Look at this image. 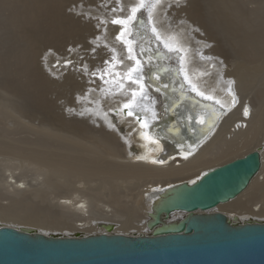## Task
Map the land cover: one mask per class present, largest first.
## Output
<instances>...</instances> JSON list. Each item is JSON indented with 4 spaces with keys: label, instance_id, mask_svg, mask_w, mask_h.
Listing matches in <instances>:
<instances>
[{
    "label": "bare ground",
    "instance_id": "1",
    "mask_svg": "<svg viewBox=\"0 0 264 264\" xmlns=\"http://www.w3.org/2000/svg\"><path fill=\"white\" fill-rule=\"evenodd\" d=\"M128 1L0 0V127L4 134L18 136L6 137L0 130V156L11 155L23 163L22 179L13 170L8 178L0 175V226L32 228L48 235L58 231L63 236L145 234L149 202L161 190L183 181L193 182L201 173L251 151H258L261 157L258 173L236 199L214 211L235 217L240 223L264 221V0H189L187 6L161 8L155 16L162 34L170 35L174 45L182 46L183 67L192 81L220 101L215 104L219 115L211 131L199 127L202 140L182 148L175 140L186 136L180 129L184 123L178 120L189 115L205 116L194 102L183 99L173 103L180 96L172 89L167 100L153 93L166 106L175 104V108L167 120L170 110L160 109L163 115L157 128L161 129L156 128L154 135L163 139L159 144L151 143L140 136L132 118L114 114L127 99L124 92L114 84L104 86L98 79L100 75H88L104 66L94 65L100 55L103 60L115 55L106 46L110 35L106 33L116 32L118 27L107 26L106 21L112 20L107 14L114 8L116 12L127 7L129 10L137 2ZM72 4L76 7L74 14L67 12ZM100 9L106 10L103 18L95 16V10ZM182 16L180 27H173L171 22ZM143 18L147 20L146 13ZM197 26L205 38L216 42L206 40L212 44L208 55L219 58L222 54L226 61L219 62L220 70L215 72L220 81L211 75L216 71L213 66L210 65L211 72H205L209 68L207 56L187 46L192 43L187 42V33L201 35L195 31ZM150 29L151 24H137L135 29L130 28L135 35L129 37L126 33L125 38L135 41L137 52L140 48L156 50ZM194 33L191 37L198 43L201 37ZM92 34L100 39L107 37L104 42H96L100 43L95 49L99 57L89 60V56L85 59L83 52L72 48L85 45ZM111 42L121 49L124 59V44L113 38ZM169 55L167 66H180L175 55ZM87 63L91 70H85ZM131 63L124 59L123 65L114 68L106 64L104 68L112 73L106 80L114 79L116 71L123 74ZM21 72L23 82L17 76H22ZM13 73L19 79H12ZM229 80L235 81L234 105L227 91ZM111 86L116 87L110 89ZM103 87L108 91L93 97L91 93L95 92L91 90ZM195 97L194 94L190 99ZM96 99L106 101L112 111L108 118L100 108L99 113L95 111ZM245 106L250 108L249 116L244 115ZM12 115L17 122L12 128L6 127L7 117ZM112 123L117 128L111 127ZM21 133L23 137H19ZM154 160L164 163H153ZM181 216L174 214L173 219ZM106 225L113 227L107 231Z\"/></svg>",
    "mask_w": 264,
    "mask_h": 264
},
{
    "label": "water",
    "instance_id": "2",
    "mask_svg": "<svg viewBox=\"0 0 264 264\" xmlns=\"http://www.w3.org/2000/svg\"><path fill=\"white\" fill-rule=\"evenodd\" d=\"M148 51L149 55L155 52ZM164 60L154 59L153 67L171 69L165 65L170 61ZM161 76L175 88L181 79L171 72H161ZM169 108L166 120L175 107ZM260 166L259 152L251 151L201 173L195 183L183 181L164 188L149 202L145 234L138 236L48 235L32 228L0 226V264H264V221L240 223L214 211L236 199ZM174 214L182 216L173 219ZM112 227L106 225L105 230Z\"/></svg>",
    "mask_w": 264,
    "mask_h": 264
},
{
    "label": "snow or ice",
    "instance_id": "3",
    "mask_svg": "<svg viewBox=\"0 0 264 264\" xmlns=\"http://www.w3.org/2000/svg\"><path fill=\"white\" fill-rule=\"evenodd\" d=\"M120 0H117L119 3ZM189 0H168L167 5L165 0H137L130 9L127 15L123 17H115L111 20L113 25L120 26L119 32L116 35V39L121 41L126 49L127 56L124 58L127 61L132 63L127 66L126 71L121 74L119 71L115 72L114 79L106 80L105 75L111 76L112 73L108 69H105L101 75L100 79L105 84H114L117 85L118 90L124 92L127 96L120 106L114 110L115 115H124L126 118H132L133 121L139 127L140 136L148 140L151 143L159 144L163 137H160L158 134L154 135V130L158 127L159 122L162 119V114L160 109H163V112L169 111V106H166L164 101L159 100L153 93H158L164 96L165 100L168 98L167 90L170 85L167 82H164L161 72L168 73L171 72L176 78L181 76L183 73L182 79L179 82V89H176L172 86V91H179L181 100L190 99V94H195L196 96L201 97L204 101L209 103H204L201 107L209 112V115L202 116L198 115L193 117L189 115L187 120L191 121L195 119V122L202 125L204 129L211 131V128L214 126L213 120L216 116V110L213 107L214 104H220V101L214 96L208 95L204 91H201L196 83L192 81L188 71L183 67L185 61V55L183 54L182 46L174 45L171 40L170 35H164L157 27L155 23V16L159 14L161 8H171L172 6L180 7L187 6ZM116 9L114 8L113 11ZM124 9L121 8V11ZM147 15V20H145L144 14ZM145 26L146 24H151V41H154L156 44V50L152 55H146V50L140 48L137 52L135 47V41L133 39L125 38L127 33L129 37L135 35L131 29H135L136 25ZM161 49H166L167 52L162 51ZM95 51V49H93ZM112 52L115 53L116 49L113 48ZM169 54L175 55L176 60L179 62L178 67L174 68H164L159 65L153 67V60H162V59H171ZM202 55V54H201ZM124 59L117 60V56L113 55L110 60H106L104 63L109 64L111 67H115L116 63L121 65L124 64ZM67 63H71L68 61ZM85 70H87V65H85ZM95 76L96 73H93ZM151 82V83H150ZM177 81H173V85ZM227 91L233 96V105L237 102L236 95L233 89L235 84L234 80H229ZM127 85V88H126ZM101 91H108L106 89H101ZM130 93V95H129ZM189 93V95H186ZM175 106V104H173ZM223 107V105H221ZM244 115H250V108L244 107ZM105 118H108V113H104ZM111 127L117 128L116 123H112ZM119 130V129H117ZM136 131V129H133ZM191 147V146H190ZM163 147H160V151H163ZM187 158V154L185 155ZM138 159H143V157H138ZM153 163H164L163 160L153 161ZM195 183V181H193Z\"/></svg>",
    "mask_w": 264,
    "mask_h": 264
},
{
    "label": "rangeland",
    "instance_id": "4",
    "mask_svg": "<svg viewBox=\"0 0 264 264\" xmlns=\"http://www.w3.org/2000/svg\"><path fill=\"white\" fill-rule=\"evenodd\" d=\"M82 1V0H81ZM128 1V0H127ZM130 1V0H129ZM128 1V2H129ZM242 1V0H241ZM128 2H127V5H128ZM78 3H82V2H78ZM130 3H131V1H130ZM246 3V2H245ZM172 7H174V6H172ZM176 7V6H175ZM75 8L76 7H74V4H72L70 7H69V9L67 10V12H69V13H73V12H75L76 13V11H75ZM102 9H103V7H101ZM178 8V7H177ZM102 9H100V10H95L96 12H98V13H96L95 14V16H97V17H101V18H103V17H105L106 16V10L105 11H103ZM92 11L94 12V9H92ZM128 7L125 9V11L123 10V11H117L118 13H120V14H118L116 11V13L114 12V11H112L110 14H107V17L109 16V18H110V20L111 19H113V17L115 18V17H118V16H120V17H123V16H125L126 14H128ZM74 14V13H73ZM93 14V13H92ZM183 19V16L179 19V20H176V21H173V22H171V23H173L174 24V26L173 27H180V20H182ZM106 22H108L107 23V26H109V25H111V27L113 28H117L118 27V29L116 30V32L115 31H113V30H111V31H108L106 34H110L109 35V39H108V45H106L107 47H109V48H111V49H113V48H115L116 49V52H115V55L117 56V60L119 61V60H121V56H122V52H121V49H118V47H116L112 42H111V39L113 38V39H116L115 37H116V35L118 34V32H119V29H120V26H118V25H113L111 22L109 23V20L108 21H106ZM168 23H169V21H168ZM171 23H169L170 24V26H172L173 24H171ZM179 25V26H178ZM110 27V28H111ZM198 27L199 26H197V27H194V28H196L195 29V31L197 32V33H201V35H199V34H196V33H194V32H190L189 34L187 33L186 35H187V38L186 39H188L187 40V42H189V41H191L192 43L190 44V43H188V47L194 52H198V54H202V55H204V56H207L206 57V60L207 61H205V62H207L206 63V67H208V65H209V68H208V70L207 71H205V72H211L210 71V69H212V68H210V65L211 66H213L214 67V69L216 70V71H213V72H211V75L212 74H214V75H212V76H215L216 78H218L217 76H218V74L217 73H215V72H218L219 70H220V63L219 62H223L224 63V57L222 56V54H221V56L218 58V57H212V56H209L208 55V50H209V48H211L212 47V44L211 43H209V42H207L206 40L208 39V40H210L211 42H213L211 39H209V37H207V38H205V36L203 35V30L201 31V28L199 27V29H200V31H199V29H198ZM166 33V32H165ZM193 33L194 34H196V36L198 35V36H200L201 37V39H197L198 40V43L194 40V38L193 37H191L192 35H193ZM116 34V35H115ZM94 34H92V36H90L88 39H87V41H86V43H85V45L84 44H76V46H73V48H72V50H75V49H78V51L80 52V54L82 53V55L84 56V58L86 59V58H88V57H86V56H89V60L90 59H95L96 57L98 58L99 57V54L96 56L95 55V52L96 51H93V49H96V50H98V48L96 47V45L97 44H100L101 43V41L103 40V42L104 41H106V37H107V35L105 36V37H101V39L100 38H97L96 36V38L93 36ZM113 36H115V37H113ZM190 37H191V39H190ZM91 38V39H90ZM105 38V39H104ZM97 39H99V40H97ZM93 40V41H92ZM101 40V41H100ZM205 41V42H204ZM88 42V43H87ZM96 42H100V43H96ZM200 42V43H199ZM202 43V44H201ZM213 43H215L216 44V42H213ZM88 44V45H87ZM93 44H94V46H93ZM75 45V44H74ZM81 45H83V46H81ZM192 45V46H191ZM197 45V46H196ZM198 45H202L203 46V49L200 47V46H198ZM85 46V47H84ZM88 46H91V48H89ZM184 46V45H183ZM191 46V47H190ZM193 46H194V48H193ZM205 46V47H204ZM211 46V47H210ZM83 47V48H82ZM199 47H200V50H202V51H200L199 50ZM80 48H81V50H80ZM85 48V49H84ZM88 48L90 49V50H88ZM184 48H186L185 46H184ZM208 48V49H207ZM66 49V48H65ZM68 49H69V47L66 49L67 50V52H69L68 51ZM200 52H199V51ZM211 50V49H210ZM148 50H146V55H148L150 52L148 51ZM86 54H85V53ZM98 52V51H97ZM202 52V53H201ZM87 53H89V55L87 54ZM94 54V55H93ZM183 54H184V52H183ZM195 54V53H194ZM94 56V57H92V56ZM96 56V57H95ZM202 57V56H201ZM49 58V57H48ZM48 58H47V61H48ZM215 58V59H214ZM84 59V60H85ZM102 61V62H100V60ZM99 59H95V60H98V62L97 63H95L94 62V65H99L100 63H101V65H104V66H101V68L99 67V68H97V70L96 69H93L92 71H89L90 73L88 74V75H93V73H96V75H101V72H102V70L104 71L106 68H104V67H107V65L104 63L106 60H110V58H107V59H104L103 60V58H102V56L100 55V58ZM217 59V60H216ZM210 61V62H209ZM230 61V60H229ZM226 62V61H225ZM209 63V64H208ZM213 63V64H212ZM117 64H119V63H116L115 64V66L117 65ZM106 65V66H105ZM109 66V65H108ZM87 67L89 68V70H91V68L88 66V63H87ZM82 68H83V65H82ZM99 69H100V71H99ZM108 69V68H107ZM219 69V70H218ZM110 70V69H109ZM98 71V72H97ZM20 73V72H19ZM19 73H17V76L19 77L20 76V79L17 77V76H15L14 75V73H13V75L15 76H12L13 78L12 79H14V78H18L21 82H23V80H21L22 78H23V73H22V76L19 74ZM86 74V75H87ZM95 75V76H96ZM94 76V75H93ZM100 77V76H99ZM106 77H109L108 75H105V79H106ZM98 78V77H97ZM112 78H116L115 77V75H113L112 76ZM99 80H101L100 78H98ZM217 80H219L220 81V79L218 78ZM102 81V80H101ZM103 82V81H102ZM103 84H104V86H106V85H108V84H105L104 82H103ZM111 84V83H110ZM117 86V85H116ZM116 86H111L110 87V89H113L114 87H116ZM107 88H109V87H107ZM102 89H105V87H103ZM97 90L98 89H94V90H91V92L93 91V92H95V93H91L92 95L93 94H101V92L102 93H104V91H101V90H98V92H97ZM90 94V93H89ZM88 94V95H89ZM75 97H78V95L77 96H75ZM93 97H94V95H93ZM99 98V97H98ZM87 101V100H86ZM98 99H96V106H97V110H95V111H97L98 113L100 112V110H99V108L101 109V112L104 114V112H106V113H108V116L110 115L109 113H112V111L107 107V104L103 101V102H101L100 103V101H98ZM76 102H78L77 100H76ZM77 104V103H76ZM118 104V103H117ZM17 107V106H16ZM103 109V110H102ZM15 115H17V116H19L18 114H15ZM15 115H12V116H10V117H7V120L8 119H10V120H6V122L8 123L7 125H6V127H9V128H12L13 127V125H15V123L17 122H15V119H14V116ZM114 116V115H113ZM16 117V116H15ZM14 119V121L13 120H11V119ZM22 119H23V116H22ZM23 121V120H22ZM22 121H21V123H22ZM26 121V120H25ZM0 130L2 131V130H4L3 128H1L0 127ZM1 131H0V133H1ZM4 131H2V135H4V136H6V137H10L11 136V138H13V137H18L17 135H9V134H4L3 133ZM19 135V137L21 136V137H23V133H21V134H18ZM125 136H126V134H125ZM85 137H87V135H85ZM128 138V137H127ZM22 161H20V159H18V158H15V157H13V156H11V155H6V156H0V175H3V176H5V177H9V175H10V171L11 170H13V172L17 175V176H19V179H22L23 178V163H21ZM8 169V170H7ZM51 234H55V235H57L59 232L57 231L56 233L54 232H50ZM77 232H74V235L76 234ZM72 234V233H71ZM58 235H61V233H59Z\"/></svg>",
    "mask_w": 264,
    "mask_h": 264
}]
</instances>
